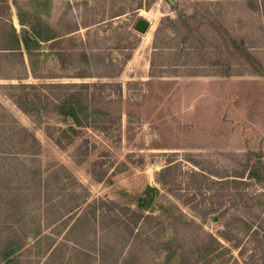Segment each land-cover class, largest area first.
Returning <instances> with one entry per match:
<instances>
[{
  "label": "rangeland",
  "instance_id": "374dc122",
  "mask_svg": "<svg viewBox=\"0 0 264 264\" xmlns=\"http://www.w3.org/2000/svg\"><path fill=\"white\" fill-rule=\"evenodd\" d=\"M18 3L20 17L13 0H0V17H11L19 29L20 19L31 21L32 7L58 34L76 33L73 36L78 38L66 40L64 46L79 51L95 46L117 62L130 50L131 32L141 36L117 77L123 87L117 102L122 113L119 130L106 135L87 129L82 139L61 149L41 127L37 133L42 153L28 166L30 171L40 166L39 162L42 166L61 163L91 189L93 196L114 195L123 188L136 193L147 185L160 186L158 171L169 157L177 158L184 170L194 168L211 177L195 178L196 198H204L213 208L212 216L225 211L231 222L228 228L218 218L210 217L206 223V229L238 257L237 263L228 264H264V181L253 177L257 171L264 175V0H175V6L168 0ZM179 14H185L187 20L166 21L168 28L160 33L156 49L154 37L161 20L166 16L176 19ZM141 17L150 21L145 33L135 29ZM72 30L76 31L68 34ZM216 60L229 62L232 73L219 72L224 64L214 63ZM76 65L61 68L51 61V72L62 75L56 80L63 81H81L74 76L92 72L80 63ZM13 66H0V82L9 81L4 78L7 74L20 76L30 71L29 66ZM103 92L107 95L109 91ZM2 100L21 122L30 124L20 110ZM65 122L64 118L52 121L57 125ZM86 137L92 150L87 159L77 162L74 151ZM95 161V169L106 174L104 181L94 180L90 173ZM7 179L2 178V187L10 186ZM7 196L13 200L16 190ZM237 216L250 221L253 228L240 231L238 228L245 225Z\"/></svg>",
  "mask_w": 264,
  "mask_h": 264
},
{
  "label": "trees",
  "instance_id": "16d2710c",
  "mask_svg": "<svg viewBox=\"0 0 264 264\" xmlns=\"http://www.w3.org/2000/svg\"><path fill=\"white\" fill-rule=\"evenodd\" d=\"M13 5L20 17L18 0H13ZM30 12L31 21L20 19L19 29L11 17H0V66L20 64L30 69L20 76L7 74L4 78L9 81L0 82V264L237 263L233 250L206 229L210 217L230 227L226 212L212 216L213 208L204 198H196L195 178L211 177L194 168L184 170L177 158L169 157L158 171L160 186L147 185L136 193L123 188L114 195L93 196L91 189L61 163L42 166L39 162L40 166L30 171L28 166L42 153L37 133L41 127L61 149L82 139L87 129L106 135L119 130L122 113L117 102L123 87L117 77L141 37L131 32L130 50L117 62L90 46V28L86 32L90 48L79 51L63 45L77 39L73 36L76 33L58 34L39 11L31 7ZM186 18L185 14L163 18L155 32L154 47L160 46L158 39L168 28L166 21L184 22ZM191 30L188 27L187 31ZM51 61L61 68L80 63L92 72L74 76L81 81L56 80L63 76L51 72ZM214 63L224 64L219 72L232 73L229 62ZM100 68L106 72H98ZM155 68L153 56L151 73ZM95 77L99 79L85 80ZM104 90L109 91L107 95ZM2 99L20 110L30 124L21 122ZM59 118L65 119L64 125L52 123ZM90 141L83 138L75 149L77 162L88 158ZM97 164L93 163L90 173L101 182L106 174L95 169ZM5 176L10 183L6 188L2 187ZM253 177L264 181L259 171ZM16 182L18 185L12 186ZM12 190L16 196L10 200L7 194ZM237 219L245 225L238 228L240 231L253 228L243 216ZM221 235L229 240L227 234Z\"/></svg>",
  "mask_w": 264,
  "mask_h": 264
},
{
  "label": "water",
  "instance_id": "95a60500",
  "mask_svg": "<svg viewBox=\"0 0 264 264\" xmlns=\"http://www.w3.org/2000/svg\"><path fill=\"white\" fill-rule=\"evenodd\" d=\"M171 5L175 6V0H168ZM150 27V21L141 17L137 20L135 24V29L141 33L147 32L148 28Z\"/></svg>",
  "mask_w": 264,
  "mask_h": 264
}]
</instances>
